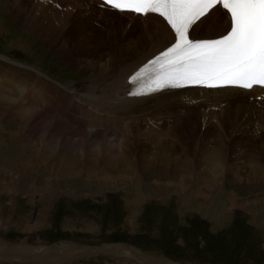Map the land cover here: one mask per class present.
Returning <instances> with one entry per match:
<instances>
[{
	"label": "rangeland",
	"instance_id": "1",
	"mask_svg": "<svg viewBox=\"0 0 264 264\" xmlns=\"http://www.w3.org/2000/svg\"><path fill=\"white\" fill-rule=\"evenodd\" d=\"M2 2L0 95L7 100L0 99V246L15 248L0 264H264V102L140 114L128 122V135L120 129L109 135L117 145L111 154L88 152L79 160L81 152L62 151L54 167H36L28 143H16L10 125L11 115L29 106L25 77L49 86L45 93L67 92L90 86L103 71L87 73L89 62L124 68L147 51L135 55L123 27L74 5L46 9L45 22L61 37L41 44ZM82 125L92 132L87 117ZM72 157L77 165L60 162ZM23 247L34 249L32 257L17 255Z\"/></svg>",
	"mask_w": 264,
	"mask_h": 264
},
{
	"label": "bare ground",
	"instance_id": "2",
	"mask_svg": "<svg viewBox=\"0 0 264 264\" xmlns=\"http://www.w3.org/2000/svg\"><path fill=\"white\" fill-rule=\"evenodd\" d=\"M2 1L3 7L5 6V12H9L14 16V21L25 29V33L29 37H31V34H35L37 41L41 44L46 45L47 43L52 46L53 44H57V40L61 37L59 34H57V32L55 33L53 30H51L53 28H51V26L45 22L44 16L47 14V12H45L46 9L63 6L67 7L68 10H73L74 5L77 7V10L79 7L80 10L84 12L83 14L91 16L98 14L100 15L98 18L108 17V21L110 23L114 25L119 24L116 26L120 29L123 27L122 33L125 35L124 38H129V41L127 42L129 51L138 50L135 55L139 52H142L141 50L147 51V53H145L141 59L124 68L120 67L119 63L114 61L113 62L115 64L107 62L105 65L100 67H97V65L89 62L88 66L86 67L87 73H95L101 68H103V71L100 74L92 75L91 78L93 79V83L90 86L77 87V85H75L67 92L56 88L53 94L50 92L45 93L46 88L49 86L43 84L42 81L36 79V77L33 75L31 77L29 75L25 77L31 85L28 95L29 100L27 103L29 106L28 109L22 108L23 111H17L18 114L13 113L11 118L14 120L13 122H10V125L17 129L13 133V135H16V137L14 136V140L18 139L16 143H28V150L29 152L33 153V155L29 154V156H27L28 161L31 163L36 162V167L49 165L50 162L52 163L51 167H54L55 163H57L56 154L62 151L66 152V154L67 152L73 153L74 151L81 152L82 156L79 158V160H83V157L87 156L89 158L88 152L93 155V158L96 154L98 155V158H100L102 154L105 155L106 152L111 154L113 152L112 150H114L117 145H112V138L109 135L113 131L114 133H119L117 129L122 130V132H124V134L122 133L123 135H128L130 131L128 128L130 127V124H128V122H137L136 119L141 118L140 114L144 116L149 112L161 113L168 109L181 107L190 109L191 107L196 106H211L210 108H216L218 106L220 108L222 102L226 103L228 101L235 100L229 93H227V98H220L217 96L218 93L215 91L203 92L199 90L168 91L146 98L128 97L130 86L128 85L127 81L129 76L140 66L145 64L149 58L167 47L173 40V33L166 23L160 18L151 17L148 20H143L141 22H127L116 13H108V16H104L102 15L103 12L99 10V8L92 7L91 5L84 6L79 0ZM227 27L228 20L226 19L225 15L222 12H214L212 10L208 14L207 19L203 18L195 25L193 32L198 38H212L222 35L226 31ZM7 60L13 64H16L10 59ZM13 71L17 74L21 72L17 70H11L9 72L12 73ZM19 75H21V73H19ZM109 81H112V83L107 84ZM42 94H44L43 96L49 95L51 99L46 100ZM0 99L7 100L6 94L0 95ZM101 100H104V102L100 104ZM82 103H85V105L83 106ZM13 104L17 106V104L14 102ZM245 104L248 105V103ZM1 105L2 102L0 101V106ZM236 106L237 105H235V107ZM239 106L243 105L239 104ZM217 111H223V108ZM81 112H83V114H81ZM231 113L233 112L231 111ZM14 115L15 117L13 118ZM182 116L185 115L182 114ZM85 117H87L89 120L88 127L92 128V132L83 131L84 126L82 123L83 118ZM118 118H120V120H124V122H127V124L119 122ZM65 119H68V121ZM123 124H126V130L122 128ZM100 133H102L101 136H99ZM119 137L120 136H118V138ZM38 139L41 140L40 143L37 142ZM13 142L15 143V141ZM68 146H72L69 147L71 150H69ZM77 159V157H72L67 161L60 162H74L77 165ZM59 165H61V163ZM71 173L74 174L76 172L75 170H71L69 175H71ZM98 174H100V172ZM14 248L15 247L8 246V244L6 245L4 242L3 246H0V258L8 256L14 250ZM18 249H16L17 255H22L23 257L30 258L32 257V254L35 253L33 251L34 249H31L32 253L28 252V249L30 248L27 247L21 248L20 251ZM131 252L135 254V256L148 262V260L141 256L139 252L133 250ZM36 254H39L41 257L43 255L42 252H38ZM133 254L131 255L127 253L128 256L135 257ZM12 255L13 254H11V256ZM17 257L14 255L10 257V259H18ZM4 259L6 260L9 258ZM148 263L155 264V262L150 260Z\"/></svg>",
	"mask_w": 264,
	"mask_h": 264
},
{
	"label": "snow or ice",
	"instance_id": "3",
	"mask_svg": "<svg viewBox=\"0 0 264 264\" xmlns=\"http://www.w3.org/2000/svg\"><path fill=\"white\" fill-rule=\"evenodd\" d=\"M108 3L122 14L138 13L144 18L158 14L175 30L172 43L163 53L165 72L157 80L159 87L170 83L175 86L180 80L222 81L245 88L264 85V0H108ZM218 3L222 7L218 8ZM209 9L224 13L228 20L226 31L219 38L190 39L189 26Z\"/></svg>",
	"mask_w": 264,
	"mask_h": 264
}]
</instances>
